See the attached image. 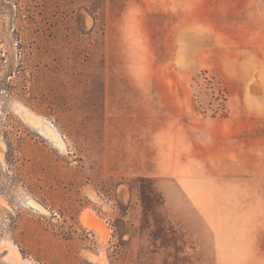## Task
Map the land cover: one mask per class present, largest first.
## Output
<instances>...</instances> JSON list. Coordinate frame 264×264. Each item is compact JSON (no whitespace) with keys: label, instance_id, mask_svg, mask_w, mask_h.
<instances>
[{"label":"rangeland","instance_id":"1","mask_svg":"<svg viewBox=\"0 0 264 264\" xmlns=\"http://www.w3.org/2000/svg\"><path fill=\"white\" fill-rule=\"evenodd\" d=\"M232 152H264V0H0V264H216L183 186Z\"/></svg>","mask_w":264,"mask_h":264},{"label":"crops","instance_id":"2","mask_svg":"<svg viewBox=\"0 0 264 264\" xmlns=\"http://www.w3.org/2000/svg\"><path fill=\"white\" fill-rule=\"evenodd\" d=\"M226 163L185 179V211L209 233L216 264H264V152H232Z\"/></svg>","mask_w":264,"mask_h":264},{"label":"bare ground","instance_id":"3","mask_svg":"<svg viewBox=\"0 0 264 264\" xmlns=\"http://www.w3.org/2000/svg\"><path fill=\"white\" fill-rule=\"evenodd\" d=\"M36 123L38 124V126H40L43 130V132L47 133L49 136H51L53 139H56L58 142H60L58 140L57 134L56 132L49 126L44 125L43 123H41L40 121H36ZM20 262V260H19ZM21 264H25L24 262H22Z\"/></svg>","mask_w":264,"mask_h":264}]
</instances>
